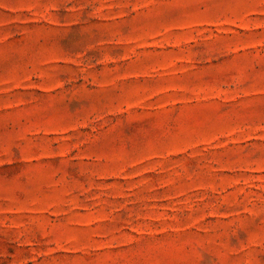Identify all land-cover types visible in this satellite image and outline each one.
I'll list each match as a JSON object with an SVG mask.
<instances>
[{"label": "rangeland", "instance_id": "374dc122", "mask_svg": "<svg viewBox=\"0 0 264 264\" xmlns=\"http://www.w3.org/2000/svg\"><path fill=\"white\" fill-rule=\"evenodd\" d=\"M0 264H264V0H0Z\"/></svg>", "mask_w": 264, "mask_h": 264}]
</instances>
